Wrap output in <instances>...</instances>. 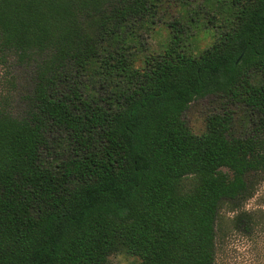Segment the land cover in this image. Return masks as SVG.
<instances>
[{
    "label": "trees",
    "instance_id": "obj_1",
    "mask_svg": "<svg viewBox=\"0 0 264 264\" xmlns=\"http://www.w3.org/2000/svg\"><path fill=\"white\" fill-rule=\"evenodd\" d=\"M187 1L0 0V57L34 72L24 114L0 105V264H216L221 204L264 171V0H218L199 53L178 20L146 52L142 31ZM209 95L250 133L232 110L195 133L184 113ZM257 220L235 228L255 237Z\"/></svg>",
    "mask_w": 264,
    "mask_h": 264
},
{
    "label": "rangeland",
    "instance_id": "obj_2",
    "mask_svg": "<svg viewBox=\"0 0 264 264\" xmlns=\"http://www.w3.org/2000/svg\"><path fill=\"white\" fill-rule=\"evenodd\" d=\"M187 6H173L154 30L142 31L146 52L161 51L168 41V25L175 20L189 24L191 48L199 53L213 44L218 28H213L209 19L220 24L213 17V11L220 6L218 0H188ZM216 12V11H215ZM194 17V20H191ZM189 20V21H188ZM191 20V21H190ZM188 21V23H187ZM32 65L20 64L14 55L0 57V105L16 115L25 113L34 87ZM227 110L234 112V132L238 135L250 133L252 124L246 120V111L241 105L225 96L209 95L194 100L184 118L195 133L206 130V119L213 113ZM223 170H227L223 168ZM252 196L246 200H225L220 207L217 229L216 264H264V171L251 174ZM241 211L258 212V226L255 237H248L235 228L234 219ZM109 264H140V259L126 252L110 256Z\"/></svg>",
    "mask_w": 264,
    "mask_h": 264
}]
</instances>
